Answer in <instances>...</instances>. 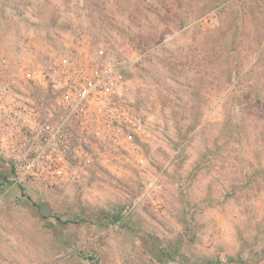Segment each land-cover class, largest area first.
<instances>
[{
  "label": "rangeland",
  "instance_id": "rangeland-1",
  "mask_svg": "<svg viewBox=\"0 0 264 264\" xmlns=\"http://www.w3.org/2000/svg\"><path fill=\"white\" fill-rule=\"evenodd\" d=\"M0 26L14 72L103 48L133 120H72L66 179L0 148V264H264V0H0Z\"/></svg>",
  "mask_w": 264,
  "mask_h": 264
},
{
  "label": "built area",
  "instance_id": "built-area-1",
  "mask_svg": "<svg viewBox=\"0 0 264 264\" xmlns=\"http://www.w3.org/2000/svg\"><path fill=\"white\" fill-rule=\"evenodd\" d=\"M109 59L101 48L90 60L80 61L74 52L46 65L30 62L15 72L1 60L0 148L16 162L20 176L61 180L73 172L65 145L72 120L100 122L118 132L133 122L123 97L124 65H109ZM24 85L50 93V106L39 105L22 91Z\"/></svg>",
  "mask_w": 264,
  "mask_h": 264
},
{
  "label": "crops",
  "instance_id": "crops-1",
  "mask_svg": "<svg viewBox=\"0 0 264 264\" xmlns=\"http://www.w3.org/2000/svg\"><path fill=\"white\" fill-rule=\"evenodd\" d=\"M7 29V27L6 28H3V26H0V32H3V34H5V30ZM16 29L17 28H12V29H9V31L10 32H12V31H16ZM20 29V28H19ZM22 29V28H21ZM8 30V29H7ZM0 38H1V42H3V39H8L9 40V37H6V36H4V35H2V36H0ZM7 40V42L6 43H8V44H12L11 42H12V40L11 41H8ZM13 46H16V47H18L17 46V43H14L13 44ZM16 47H14V48H12L11 50H12V52L13 53H15V51H16ZM42 47H44V43L42 42ZM25 56V55H24Z\"/></svg>",
  "mask_w": 264,
  "mask_h": 264
},
{
  "label": "trees",
  "instance_id": "trees-1",
  "mask_svg": "<svg viewBox=\"0 0 264 264\" xmlns=\"http://www.w3.org/2000/svg\"><path fill=\"white\" fill-rule=\"evenodd\" d=\"M90 258H91V257H90ZM158 258L161 260V256H159ZM242 262H243V261H241V262H237V264H239V263L243 264Z\"/></svg>",
  "mask_w": 264,
  "mask_h": 264
}]
</instances>
